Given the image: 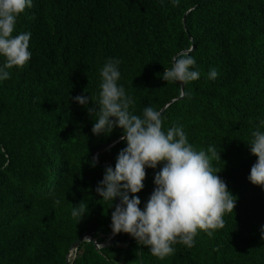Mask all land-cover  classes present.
<instances>
[{"label":"trees","instance_id":"obj_1","mask_svg":"<svg viewBox=\"0 0 264 264\" xmlns=\"http://www.w3.org/2000/svg\"><path fill=\"white\" fill-rule=\"evenodd\" d=\"M28 31L30 60L0 82V264H67L87 233L100 247L85 241L74 264H264V187L248 180L257 157L247 144L264 119V0H33L17 19L16 32ZM189 47L200 78L161 79ZM110 57L135 113L159 108L165 129L182 125L195 148L215 146L213 166L236 197L223 227L164 259L126 233L104 246L114 205L95 188L126 145L119 128L93 134L95 114L72 98L98 96ZM161 166L145 169L141 208ZM80 203L85 214L73 217Z\"/></svg>","mask_w":264,"mask_h":264},{"label":"clouds","instance_id":"obj_2","mask_svg":"<svg viewBox=\"0 0 264 264\" xmlns=\"http://www.w3.org/2000/svg\"><path fill=\"white\" fill-rule=\"evenodd\" d=\"M163 2V0H162ZM175 2V0H173ZM33 0H0V82L10 78V69L27 64L32 56L29 50L31 32H16L17 19L31 8ZM192 48L177 51L171 57V66L164 68L161 79L166 82L187 84L200 78L195 67ZM121 61L108 58L99 70L98 96L80 94L72 99L95 114L92 133L108 135L114 128L122 131L120 140L125 147L117 155L114 168L104 169L95 192L110 203L111 230L113 234L126 233L138 245L148 247L150 253L164 259L174 254L179 243L193 247L198 231L212 235L223 227L225 213L233 212L236 197L228 190L226 182L218 175L212 161L220 159L215 146L197 149L188 140L182 125L163 126L162 110L145 106L140 114L134 110L135 101L123 84L119 83ZM207 78L218 76L209 68ZM183 91L181 95H183ZM92 106L89 107V101ZM247 143L257 157L250 169L248 180L264 187V119L259 121ZM98 157H93L95 167ZM155 185L143 208L137 193L144 187L146 168L156 169ZM116 198L119 202L115 203ZM59 203V201H57ZM85 209L80 203L73 206L71 215L82 218ZM264 239V225L260 228Z\"/></svg>","mask_w":264,"mask_h":264},{"label":"water","instance_id":"obj_3","mask_svg":"<svg viewBox=\"0 0 264 264\" xmlns=\"http://www.w3.org/2000/svg\"><path fill=\"white\" fill-rule=\"evenodd\" d=\"M106 147H100V148H97L93 155L95 157H97L99 155V153H101V151H103ZM103 166H106L105 164H103ZM116 202L118 203L119 202V198H116ZM120 233H117V234H112L109 239L106 241V243H104V246H110L112 245L118 238ZM85 241H91L93 243H95L96 247H100L98 244H97V241L94 237L93 234L91 233H87L85 235H83L82 237H80L76 242H74V244L72 245V253H77V250L79 249L80 245L83 244ZM72 258V255L69 254L68 258H67V264H74V260H75V257L73 259Z\"/></svg>","mask_w":264,"mask_h":264},{"label":"built area","instance_id":"obj_4","mask_svg":"<svg viewBox=\"0 0 264 264\" xmlns=\"http://www.w3.org/2000/svg\"><path fill=\"white\" fill-rule=\"evenodd\" d=\"M72 255V257H75L76 256V253H73V254H71Z\"/></svg>","mask_w":264,"mask_h":264}]
</instances>
